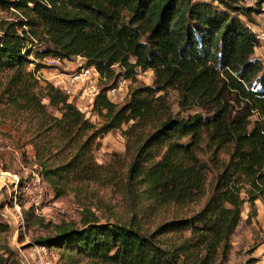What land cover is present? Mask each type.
Returning <instances> with one entry per match:
<instances>
[{
    "label": "trees",
    "instance_id": "obj_1",
    "mask_svg": "<svg viewBox=\"0 0 264 264\" xmlns=\"http://www.w3.org/2000/svg\"><path fill=\"white\" fill-rule=\"evenodd\" d=\"M263 7L264 0H0V13L11 15L0 17V120L24 125L37 176L56 198L112 187L128 213L102 222L86 210L79 226H55L32 244L56 251V264H229L245 206L250 222L264 203V64L247 25ZM47 57H80L96 69L98 123L37 76L36 60ZM139 71H150L152 83L113 102L117 81ZM114 131L124 139V172L94 155ZM191 206L198 208L177 214Z\"/></svg>",
    "mask_w": 264,
    "mask_h": 264
},
{
    "label": "rangeland",
    "instance_id": "obj_2",
    "mask_svg": "<svg viewBox=\"0 0 264 264\" xmlns=\"http://www.w3.org/2000/svg\"><path fill=\"white\" fill-rule=\"evenodd\" d=\"M243 3L250 6L247 0H243ZM262 12H264V8ZM0 17L11 19V15L5 13H0ZM251 17L252 22H247L248 27L253 32L255 31L257 36L264 34L261 17L258 15ZM255 56L264 64L263 40H260L255 49ZM36 62L41 67L37 76L57 87L68 81V75L85 66V61L80 57L71 60L47 57L36 60ZM33 67L30 65L29 69ZM152 80L153 75L150 71H139L133 81L120 78L116 83L117 86L119 82H123L120 93L114 94L110 99L115 103H121L130 89L141 85L148 86ZM98 85L100 88L103 84L99 81ZM69 90L70 99L92 122L98 123V118L91 112L93 99H81L78 87L71 89L69 86ZM170 100L172 110L176 113L178 107L174 93H170ZM17 127L10 120H0V135L5 143L0 151V171L16 176L19 181L18 185H14L11 182V177H0V224L7 227L6 231L0 233V264H35L32 248L36 244H32L33 241L39 237L53 234L55 226H79L81 216L86 210L93 213L102 222L127 220L126 202L116 188H100L90 185L80 191L77 196L70 193L65 197L56 198L52 190L37 176V166L34 162L32 148L26 142L27 135L24 134V125ZM124 152V139L120 132L114 131L101 140V147L94 155L99 164H112L124 172L126 165ZM206 157L202 156L203 159ZM16 206L23 215V227H20ZM245 207L242 220L230 239L229 264H259L261 259L260 254L264 247V214L261 213V222L255 221L253 224L252 218L250 222H245L249 212L247 205ZM197 208L198 206H191L190 209H184L177 214L184 215ZM171 214L167 213V217ZM158 220L159 217L151 218L149 227L154 224L152 222ZM51 258L56 264L59 254L52 251Z\"/></svg>",
    "mask_w": 264,
    "mask_h": 264
},
{
    "label": "built area",
    "instance_id": "obj_3",
    "mask_svg": "<svg viewBox=\"0 0 264 264\" xmlns=\"http://www.w3.org/2000/svg\"><path fill=\"white\" fill-rule=\"evenodd\" d=\"M247 2L249 3L248 5H254L255 4V0H247ZM257 15L259 17H261V22L264 25V12H262V13L260 12ZM255 35H256V33H255ZM256 38L258 39L259 42H260V40H263V42H264V34H262L260 36L256 35ZM99 81H100V76H99V74L95 68L83 66L77 72L72 73L71 75H68V81L63 83L62 85H60L59 88L64 93L69 95V93H70L69 86L71 89L78 87V91L80 92L79 97L83 100H89L90 98L94 99L99 94V91H100V88L98 85ZM122 83L123 82H119L115 88L111 89L108 92L109 98L110 97L113 98L114 94L120 93V90L122 88ZM4 144H5L4 139H3L2 135H0V151L3 149ZM5 175L11 177L12 184L18 185L19 181H18V178L16 176H11L8 173H2L0 171V177H3ZM7 176H5V177H7ZM15 209L17 210V213H18V219L20 222L19 223L20 227H23V221L24 220H23L22 214L20 213L18 206H16ZM32 253H33L34 258H35V260H34L35 264H54V262L52 261V258H51L52 251L49 250L48 248H46L45 246H39V245L33 246ZM260 257H261V259L258 263L264 264V249L261 252Z\"/></svg>",
    "mask_w": 264,
    "mask_h": 264
},
{
    "label": "crops",
    "instance_id": "obj_4",
    "mask_svg": "<svg viewBox=\"0 0 264 264\" xmlns=\"http://www.w3.org/2000/svg\"><path fill=\"white\" fill-rule=\"evenodd\" d=\"M257 216H256V218L254 219V218H252L251 219V221H252V223L253 224H255V221L256 222H261L260 221V218H261V213L263 212V214H264V203H262V202H258L257 204ZM246 208V207H245ZM247 217V216H246ZM263 249H264V247H263ZM262 249V250H263ZM262 252V251H261ZM261 255V254H260Z\"/></svg>",
    "mask_w": 264,
    "mask_h": 264
},
{
    "label": "bare ground",
    "instance_id": "obj_5",
    "mask_svg": "<svg viewBox=\"0 0 264 264\" xmlns=\"http://www.w3.org/2000/svg\"><path fill=\"white\" fill-rule=\"evenodd\" d=\"M5 176H7V175H5ZM5 176H3V177H5ZM3 177H2V178H3Z\"/></svg>",
    "mask_w": 264,
    "mask_h": 264
}]
</instances>
